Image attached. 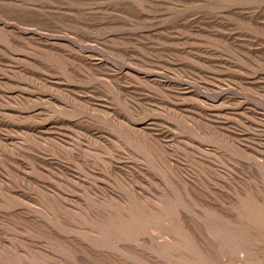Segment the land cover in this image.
Wrapping results in <instances>:
<instances>
[{"label":"rangeland","instance_id":"1","mask_svg":"<svg viewBox=\"0 0 264 264\" xmlns=\"http://www.w3.org/2000/svg\"><path fill=\"white\" fill-rule=\"evenodd\" d=\"M27 31L100 66L22 42ZM0 102V264H264V217L247 223L264 211V0H0ZM144 122L169 152L137 133ZM131 163L132 183L110 167ZM133 184L152 197L130 198ZM126 207L136 223L116 216Z\"/></svg>","mask_w":264,"mask_h":264},{"label":"bare ground","instance_id":"2","mask_svg":"<svg viewBox=\"0 0 264 264\" xmlns=\"http://www.w3.org/2000/svg\"><path fill=\"white\" fill-rule=\"evenodd\" d=\"M5 25V24H4ZM5 26H8V25H5ZM9 28V26L7 27V29ZM13 30V29H12ZM14 31V30H13ZM15 32V31H14ZM16 33V32H15ZM19 35V37H22V39L21 40H23V38L24 39H26V37H28L27 38V40H30V41H32V42H34L36 45L37 44H39L40 46H42V47H44V48H47L48 50H50V51H53V52H55L56 54H59V55H62V56H64V57H67V58H69V59H71L72 61H74V62H76L77 64H80V65H82V66H84V67H88V68H98L99 66L98 65H95V64H92V62H91V60L89 59V55L88 54H90V53H88V52H82L84 55H76V54H73V53H70V52H68V51H64L62 48H60V46L61 45H63V41H61V39L59 40L58 38L57 39H55V40H47L46 38H47V36H46V40H41L40 38H37V36L38 35H36L34 32L32 33H29L28 34V31H27V34L26 35H23V34H18ZM40 35V34H39ZM42 36V35H41ZM17 37V36H16ZM63 38V37H62ZM17 39H18V37H17ZM20 39V38H19ZM53 39V38H52ZM21 40H20V42H21ZM26 40V41H27ZM22 42H24V40L22 41ZM38 42H42L41 44L40 43H38ZM52 42V43H51ZM20 44V43H19ZM69 44V43H68ZM38 45V46H39ZM23 50V49H22ZM92 52V51H91ZM80 54V53H79ZM94 54V53H93ZM85 55H87V56H85ZM28 58V57H27ZM92 58V57H91ZM10 64V63H9ZM79 65V66H80ZM13 68V67H12ZM104 68V67H103ZM3 69V68H2ZM1 69V70H2ZM86 69V68H85ZM129 69V68H128ZM89 71V70H88ZM121 71V70H120ZM6 72V71H5ZM92 72V71H91ZM135 72H136V70H135ZM7 73V72H6ZM125 73V72H124ZM116 77V76H115ZM118 77V76H117ZM148 79H152V81H150V82H152V83H154V84H156V85H158V86H168V83L167 82H159V81H157L156 79L157 78H159V77H157V76H153V75H148V77H147ZM145 79V78H144ZM162 79V78H161ZM5 81V80H4ZM144 81V80H143ZM176 85V84H175ZM178 86V85H177ZM181 86V85H180ZM20 87V86H19ZM171 87V86H170ZM168 89V88H167ZM186 90H187V88H186ZM59 92H61V91H59ZM188 96H190V97H193V99L195 100V98H199L197 95H194L193 93H188L187 94ZM10 96V95H9ZM8 97V96H7ZM184 97V96H183ZM195 97V98H194ZM226 97H227V95H226ZM260 97V96H259ZM19 98V97H18ZM70 98V97H69ZM219 98H221V97H219ZM223 98V97H222ZM4 99V98H3ZM16 99H17V97H16ZM15 99V100H16ZM20 99V98H19ZM47 99V98H46ZM71 99V98H70ZM2 100V99H1ZM72 100V99H71ZM6 101V100H5ZM45 101V100H44ZM73 102H74V100H72ZM77 101V100H76ZM201 100H198V101H196L195 100V102H200ZM204 101V100H203ZM33 102V101H32ZM80 102H82V101H80ZM124 102V101H123ZM220 102H221V100H220ZM1 103V102H0ZM10 103V102H9ZM16 103H18L17 101H16ZM31 103V102H30ZM76 103V102H75ZM74 103V104H75ZM77 103H79V102H77ZM83 103V102H82ZM6 104H8V102L6 103ZM35 104V103H34ZM81 104V103H80ZM79 104V105H80ZM84 104V103H83ZM138 104H141L140 102L138 103ZM218 104V103H217ZM9 105H11V104H9ZM76 105V104H75ZM142 105V104H141ZM144 105V104H143ZM142 105V106H143ZM188 105V104H187ZM219 105V104H218ZM222 105V104H221ZM226 105V104H225ZM224 104H223V106H225ZM87 108L89 107V104L86 106ZM85 107V108H86ZM92 107V106H91ZM167 107V106H166ZM174 107V106H173ZM217 107H219V106H217ZM82 108V107H81ZM189 108V107H188ZM195 108V107H194ZM150 109V108H149ZM152 109V108H151ZM170 109V108H169ZM174 109V108H173ZM172 109V110H173ZM197 111H199V112H202L204 109H201V108H195ZM91 110V109H90ZM154 110V109H153ZM153 110H151V112H153ZM184 110V109H183ZM103 111V110H102ZM191 111V110H190ZM87 112H89V110L87 111ZM91 112H93V111H91ZM205 112V111H204ZM177 113H179V112H177ZM242 113H243V111H242ZM109 114V113H108ZM229 114V113H228ZM238 114V113H237ZM241 114V113H240ZM217 115V114H216ZM243 115H245V114H243ZM16 117V116H15ZM113 117H115V116H113ZM226 117V116H225ZM251 116L249 115V118H250ZM62 118V117H61ZM112 118V117H111ZM186 118H189V116H186ZM114 119V118H113ZM117 119V118H116ZM115 119V120H116ZM191 118H189V120H190ZM199 119V118H198ZM209 119V118H208ZM193 120V119H192ZM214 120V119H213ZM253 120V119H252ZM54 123H55V125L56 124H59V122L60 121H58V120H55V121H53ZM195 122V121H194ZM139 123V122H138ZM149 123V122H148ZM190 123V122H189ZM197 123V122H196ZM116 124H118V123H116ZM124 124V123H123ZM133 124V123H132ZM129 125V127L130 126H135V125ZM151 124V123H150ZM203 124H205V122H203ZM209 126L211 125V126H213V127H211V128H214V129H216V131H218V132H221V135H222V133L223 134H225V136H227L229 133L227 132V130L225 129V127H226V125H224V124H215V123H207ZM1 125H2V123H1ZM128 125V124H127ZM3 126H5V125H3ZM152 126V125H151ZM126 127V126H125ZM124 127V128H125ZM132 127H130V128H132ZM192 127V126H191ZM126 128H128V126L126 127ZM134 128V127H133ZM193 128H195V126H193ZM246 128V127H245ZM99 129V128H98ZM129 129V128H128ZM136 129H138V127L137 128H134L133 130H136ZM30 130V129H29ZM49 130V129H48ZM97 130V129H96ZM130 130V129H129ZM213 130V129H212ZM132 131V130H131ZM44 132V131H43ZM133 132V131H132ZM135 132V131H134ZM163 131H157V130H154V129H152V128H150V125L149 124H147V122H144V123H141L140 124V127H139V129L137 130V133L140 135V136H142V138L144 139V140H152L156 145H157V147H158V149H160V150H162V151H164V152H169L170 150H169V147H167V146H165V144L161 141V135L159 134V133H162ZM11 133V132H10ZM19 133V132H18ZM167 133V132H166ZM159 134V135H158ZM163 134H165L164 132H163ZM217 134V133H216ZM227 134V135H226ZM30 135V134H29ZM80 135V134H79ZM82 136V135H81ZM166 136V135H165ZM212 136V135H211ZM229 136V135H228ZM28 137V136H27ZM144 137H147V139H145ZM216 137V136H215ZM230 137V136H229ZM82 138V137H81ZM94 138V137H93ZM108 138V137H107ZM212 138H213V136H212ZM76 139H77V137H76ZM220 140H221V138H219ZM223 139V138H222ZM33 140H35V139H33ZM55 140V139H54ZM105 140V139H104ZM110 140V139H109ZM163 140V139H162ZM236 140V139H235ZM2 141V140H1ZM113 141V140H112ZM153 142H152V144H153ZM231 142V141H230ZM238 142V141H237ZM252 142V141H251ZM2 143H4V141L2 142ZM227 143V142H226ZM231 143H233V142H231ZM74 144V143H73ZM81 144V143H80ZM84 144V143H83ZM241 144V143H240ZM28 145V144H27ZM76 145V144H75ZM242 145V144H241ZM60 146V145H59ZM197 146V145H196ZM195 146V147H196ZM235 146V145H234ZM237 146V145H236ZM5 147V146H4ZM20 147V146H19ZM102 147V146H101ZM198 147V146H197ZM67 148V147H66ZM83 148V147H82ZM93 148V147H92ZM253 148V147H252ZM250 146H241V148L239 149V150H242V152H246L245 153V155H247V156H250L248 153H251V154H253V153H255V151L252 149ZM31 149V148H30ZM65 149V148H64ZM63 149V150H64ZM107 149V148H106ZM89 150V149H88ZM108 150V149H107ZM87 151V150H86ZM203 151V150H202ZM205 151V150H204ZM96 152V151H95ZM97 152H99V151H97ZM109 153V152H108ZM113 153V152H112ZM208 153V152H207ZM213 153V152H212ZM102 155V154H101ZM98 156V155H97ZM196 156H197V154H196ZM93 158V157H92ZM120 158V157H119ZM251 158V157H250ZM99 159V158H98ZM118 160V159H117ZM11 162V161H10ZM89 162V161H88ZM91 162V161H90ZM106 162V161H105ZM93 163V162H92ZM170 163V162H169ZM106 164V163H105ZM115 165V164H114ZM4 166V165H3ZM139 166V165H138ZM111 168H112V170H116V171H118V172H120V173H122L123 175H124V179H126V180H130V178H132L133 180H140L141 179V176H140V174L138 173V172H142L143 170L142 169H140V168H138L135 164H133V163H131V164H122V165H115V166H110ZM209 167V166H208ZM110 168V169H111ZM134 168H135V170H137V171H135L134 170ZM264 168V167H263ZM109 169V168H108ZM11 170V169H10ZM213 170H214V168H213ZM231 170V169H230ZM110 171V170H109ZM97 172H99V171H97ZM12 173V172H11ZM218 173V172H217ZM13 174V173H12ZM30 174V173H29ZM184 173H179L178 174V179H180V181L181 182H184L185 183V185L186 186H188V187H193L194 186V184L192 183V181H191V178L189 177V176H187L186 174H184ZM6 176V175H5ZM45 176V175H44ZM121 176V175H120ZM220 176H222V175H220ZM23 177V176H22ZM25 177V176H24ZM23 177V178H24ZM49 177V176H48ZM62 177V176H61ZM223 177V176H222ZM77 178V177H76ZM224 178V177H223ZM70 180V179H69ZM79 180V179H78ZM128 180V181H129ZM224 180V179H223ZM121 181V180H120ZM126 182V181H125ZM130 182H131V180H130ZM173 182L176 184V185H178V183H177V181L176 180H173ZM82 183V182H81ZM92 183V182H91ZM121 183V182H120ZM132 183V182H131ZM83 184V183H82ZM20 185V184H19ZM86 185V186H85ZM89 185V189L90 190H96V184H94V185H96V186H94V185H90V184H88ZM134 185V184H133ZM133 185H131L132 187H130L129 188V193H130V196H129V194H128V196L130 197V198H132V199H134L135 201H137V200H139V202L140 201H142V202H144V197L146 198V196L148 195V193H146L142 188H140V187H137V186H133ZM84 186L85 187H87V183H85L84 184ZM125 186V185H124ZM157 186V185H156ZM48 187V186H47ZM104 187V186H103ZM235 187V186H234ZM100 188H101V186H100ZM100 188H99V190H100ZM105 188V187H104ZM125 188V187H124ZM197 188V187H196ZM89 189H87L86 188V190H89ZM102 189V188H101ZM127 189V188H126ZM185 189V188H184ZM71 191V190H70ZM104 193H103V196L106 194H108L109 196H111L112 197V199L113 198H116V199H118V202H120L119 200H124V199H126L125 201H127V200H129V199H127L124 195H122V194H120L119 192H117V191H114L113 189H110V188H106V189H104ZM186 191V190H185ZM89 192V191H88ZM92 192V191H91ZM42 193V192H41ZM81 193V192H80ZM89 194H91L90 192H89ZM125 194V193H124ZM158 194V193H157ZM192 194V193H191ZM95 195V194H94ZM98 195V194H97ZM99 195H100V193H99ZM150 195V194H149ZM148 195V196H149ZM29 196V195H28ZM102 196V197H103ZM151 196V195H150ZM160 196V195H159ZM108 197V196H107ZM107 197H105V198H107ZM110 197V198H111ZM128 197V198H129ZM152 197V196H151ZM203 197V196H202ZM201 197V198H202ZM206 197V196H205ZM64 198V197H63ZM78 198V197H77ZM97 198V197H96ZM95 198V199H96ZM109 198V197H108ZM109 198V199H110ZM57 199V198H56ZM67 199V198H66ZM116 199H114V200H116ZM137 199V200H136ZM147 199V201H148V198H146ZM149 199H150V197H149ZM207 199H209V198H207ZM257 199H259V200H261V201H264V199L262 198V197H258ZM41 200V199H40ZM58 200V199H57ZM113 200V201H114ZM131 200V199H130ZM258 200V201H259ZM9 201V200H8ZM22 201V200H21ZM72 201V200H71ZM76 201V200H75ZM110 201L112 202V200L110 199ZM117 201V200H116ZM147 201H145V202H147ZM260 201V202H261ZM19 202V201H18ZM30 202V201H29ZM59 202V201H58ZM69 202V201H68ZM95 202V201H94ZM99 202V200H97V203ZM122 202V201H121ZM120 202V203H121ZM124 202V201H123ZM132 202H134V201H131V203ZM138 202V203H139ZM153 202V201H152ZM157 202V201H156ZM3 203V202H2ZM72 203V202H71ZM79 203V202H78ZM81 203V202H80ZM126 203H128V202H126ZM126 203H123V204H126ZM137 203V202H136ZM109 204V203H108ZM117 204V203H116ZM143 204H145V203H143ZM142 204V205H143ZM27 205V204H26ZM61 205V204H60ZM62 205L65 207V209H67V208H71V205L70 204H68V203H65V202H62ZM73 205V204H72ZM93 205V204H92ZM95 205V204H94ZM120 205V204H119ZM137 205V204H136ZM141 205V207H142V209H144L146 206L144 205V207ZM147 206H148V204H146ZM110 206V205H109ZM112 206V205H111ZM149 206H150V204H149ZM160 206V205H159ZM255 206V205H254ZM258 206V205H257ZM105 207V206H104ZM260 207V206H259ZM259 207H256V208H259ZM46 208V207H45ZM75 208V207H74ZM77 208H78V206H77ZM127 208V207H126ZM151 208H153V207H151ZM150 207L148 208V209H150V210H152ZM155 208V207H154ZM163 208V207H162ZM260 208H262V207H260ZM59 209V208H58ZM85 209V208H84ZM84 209L82 210V212L84 211ZM89 209V208H88ZM101 209V211L100 212H102V208H100ZM108 209V208H107ZM139 209V208H138ZM158 209V208H157ZM161 209V208H160ZM26 210V209H25ZM35 210V209H34ZM47 210V209H46ZM51 210V209H50ZM64 210V209H63ZM73 210V209H72ZM80 210V211H81ZM90 211L92 210V206H91V208L89 209ZM96 210H97V208H96ZM114 210V209H113ZM144 210H146L147 211V209H144ZM143 210V211H144ZM154 210H156V209H154ZM159 210V209H158ZM257 210V209H256ZM32 211V210H31ZM36 211V210H35ZM34 211V212H35ZM38 211H40V210H38ZM57 211V210H56ZM55 211V212H56ZM69 211V210H68ZM71 211V210H70ZM79 211V210H78ZM88 211V210H87ZM93 211H95V210H93ZM108 211V210H107ZM118 211V210H117ZM119 211H121L120 212V214H121V216H119L120 214H118V215H116L117 217H123V220H124V223L125 222H132V220L135 218H137V217H135L136 215H137V211H136V214L134 213V212H132V210L130 211L128 208L127 209H125V208H123V210L121 209H119ZM149 211V210H148ZM147 211V212H148ZM251 212L253 211L252 209L250 210ZM25 212V211H24ZM50 212V211H49ZM54 212V211H53ZM59 212V211H58ZM62 212V211H61ZM104 212H106L105 210H104ZM109 212H113V211H109ZM139 212H141V211H139L138 210V214H139ZM152 212H153V210H152ZM151 212V213H152ZM159 212V211H158ZM161 212H163L162 211V209H161ZM261 212H264V211H261ZM261 212H259V209L257 210V212L255 211V212H252L251 213V217H249V218H251V219H247V223H249V220H252L253 221V219H255V218H263L264 216L263 215H261V214H263V213H261ZM30 213V212H29ZM43 213V212H42ZM57 213V212H56ZM84 213V212H83ZM115 213H117V212H115ZM119 213V212H118ZM151 213H149L148 215H150ZM154 213V212H153ZM152 213V214H153ZM157 213V212H156ZM250 213V212H249ZM37 214V213H36ZM73 214H75V213H73ZM82 214V213H81ZM88 214H89V212H88ZM91 214V213H90ZM102 214L107 218V214L105 215L103 212H102ZM101 214V215H102ZM114 214V213H113ZM141 214V213H140ZM152 214H151V216H152ZM164 214V213H163ZM63 215H65V214H63ZM63 215H61V216H63ZM70 215V214H69ZM87 215V214H86ZM99 216L100 215V213H97L96 214V216ZM100 215V216H101ZM109 215V214H108ZM144 215V214H143ZM157 216H159V215H161V214H156ZM155 215V216H156ZM225 215L226 216H228L229 218H232V219H234V220H236L237 221V219L238 218H236V216L237 215H235L234 213H232V212H227V213H225ZM58 216V215H57ZM66 216V215H65ZM76 216V215H75ZM93 216H95V214L93 215ZM111 216V215H110ZM113 216V215H112ZM137 216H139V215H137ZM142 216V215H141ZM145 217H147V215H144ZM153 216H154V214H153ZM154 216V217H155ZM253 216H255V217H253ZM32 218H33V216H31ZM86 217V216H85ZM140 217V216H139ZM150 217V216H149ZM247 217V218H248ZM31 218V219H32ZM55 218V217H54ZM82 218V217H81ZM100 218V217H99ZM108 218H110V217H108ZM107 218V219H108ZM116 218V217H115ZM236 218V219H235ZM36 219H38L37 217H36ZM44 219V218H43ZM62 219H63V217H62ZM100 219H103V220H106V219H104V218H100ZM118 219V218H117ZM116 219V220H117ZM120 219V218H119ZM118 219V220H119ZM134 219V221L133 222H135V221H137V219L135 220ZM139 219V218H138ZM142 219V218H141ZM109 220V219H108ZM115 220V221H116ZM122 220V219H121ZM262 220H264V219H262ZM31 221V220H30ZM92 221V220H91ZM112 221V220H111ZM110 221V222H111ZM120 221V220H119ZM119 221H116V222H119ZM140 221V220H139ZM74 222V221H73ZM93 222V221H92ZM113 222H114V219H113ZM115 222V223H116ZM141 222V221H140ZM241 222H244L243 220L241 221ZM53 223V222H52ZM95 223V222H94ZM119 223H121V222H119ZM136 223V222H135ZM224 223H226V222H224ZM245 223V222H244ZM251 223V222H250ZM249 223V224H250ZM261 223V222H260ZM45 224V223H44ZM43 224V225H44ZM86 224V223H85ZM89 224V223H88ZM227 224V223H226ZM229 224V223H228ZM231 224V223H230ZM246 224V223H245ZM32 225V224H31ZM96 225V224H95ZM234 225V224H233ZM233 225H231V226H233ZM237 225V224H236ZM239 225V224H238ZM62 226V225H61ZM69 226V225H68ZM110 226H111V224H110ZM189 226H190V224H189ZM230 226V227H231ZM235 226V225H234ZM247 226H249L248 224H247ZM251 226V225H250ZM2 227V226H1ZM17 227V226H16ZM56 227V226H55ZM70 227V226H69ZM86 227V226H85ZM89 226H87V228H88ZM93 228V227H92ZM226 228H228L227 226H226ZM233 228V227H232ZM235 228V227H234ZM239 228H241V227H239ZM248 228V227H247ZM70 229V228H69ZM245 229V228H244ZM47 230V229H46ZM66 230V229H65ZM78 230H79V228H78ZM229 230V229H228ZM228 230H227V233H228ZM51 231V230H50ZM60 231V230H59ZM62 231H64V230H62ZM75 231V230H74ZM235 231H237V230H235ZM20 232V231H19ZM66 232V231H65ZM72 232V231H71ZM77 232V231H76ZM79 232V231H78ZM84 232V231H83ZM224 232V231H223ZM232 232V231H231ZM22 233V232H21ZM96 233V232H95ZM225 233V232H224ZM234 233V232H233ZM28 234V233H27ZM35 234V233H34ZM47 234V233H46ZM70 234V233H69ZM92 234V233H91ZM193 234L194 235H198V238H199V241L201 242V244H202V247H204V249L206 248V246H207V250L208 249H215V248H217V244H218V242H217V244H216V242H214V239L216 238H214L213 239V241H211L210 239H208V237L206 236V235H204V237H201L198 233H196V232H194L193 231ZM239 234V233H238ZM254 234V233H253ZM37 235H39V234H37ZM68 235V234H67ZM82 235V234H81ZM232 235V234H231ZM242 235V234H241ZM10 236V235H9ZM54 236V235H53ZM78 236V235H77ZM87 236V235H86ZM172 236V235H171ZM230 236V235H229ZM14 237V236H13ZM12 237V238H13ZM49 237V236H48ZM56 237V236H55ZM5 238V237H4ZM16 238V237H15ZM28 238V237H27ZM26 238V239H27ZM59 238V237H58ZM77 238V237H76ZM233 238V237H232ZM238 238V237H237ZM241 238V237H240ZM10 239V238H9ZM23 239V238H22ZM39 239V238H38ZM72 239H74V238H72ZM78 239V238H77ZM218 239V238H217ZM216 239V240H217ZM11 240V239H10ZM20 240V239H19ZM41 240V239H40ZM61 240V239H60ZM71 240V239H70ZM53 241V240H52ZM72 241V240H71ZM219 241V240H218ZM230 241V240H229ZM33 242V241H32ZM47 242V241H46ZM55 243H57V242H55ZM74 243V242H73ZM77 243V242H76ZM26 245V244H25ZM30 245V244H29ZM64 245V244H63ZM68 245V244H67ZM78 245V244H77ZM71 246V245H70ZM80 246V245H79ZM54 247V246H53ZM77 247V246H76ZM39 249V248H38ZM83 249V248H82ZM1 250V249H0ZM75 250V249H74ZM85 250V252H87L89 255H93V256H98V257H100V258H106V254H103L102 253V251H96V250H93V249H84ZM7 251V250H6ZM11 251H12V249H11ZM21 251V250H20ZM23 251V250H22ZM8 252H9V249H8ZM16 251H14V253H15ZM19 252V251H18ZM24 252V251H23ZM42 252V251H41ZM17 253V252H16ZM37 253H38V251H37ZM49 253V252H48ZM57 253V252H56ZM80 253H82V251L80 252ZM84 253V252H83ZM13 254V253H12ZM21 254H23V253H21ZM87 254V255H88ZM16 256H17V254H15ZM19 255V254H18ZM57 255V254H56ZM59 255V254H58ZM4 256V255H3ZM76 256V255H75ZM83 256V255H82ZM9 257V256H8ZM18 257V256H17ZM27 257V256H26ZM36 257V256H35ZM38 257V256H37ZM47 257V256H46ZM86 257V256H85ZM85 257H83V258H85ZM5 258V257H4ZM20 258V257H19ZM22 259V258H21ZM39 259V258H38ZM42 259V258H41ZM49 259V258H48ZM6 260V259H5ZM10 260V259H9ZM50 260V259H49ZM52 260H53V258H52ZM23 261V260H22ZM83 261V260H82ZM1 262V261H0ZM28 262V261H27ZM27 262H25V263H27ZM39 262V261H38ZM44 262V261H43ZM72 262V261H71ZM14 263V262H13ZM29 263H31V262H29ZM48 263H50V262H48ZM22 264V263H21ZM24 264V263H23ZM41 264V263H40ZM45 264H47L46 262H45ZM51 264H53L52 262H51ZM55 264H57V262L55 263ZM62 264V263H61ZM78 264V263H77ZM88 264H90V263H88Z\"/></svg>","mask_w":264,"mask_h":264}]
</instances>
